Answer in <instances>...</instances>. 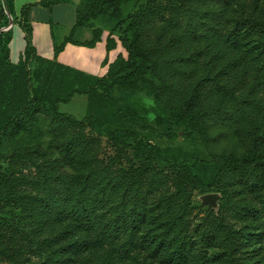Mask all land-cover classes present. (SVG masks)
Instances as JSON below:
<instances>
[{
	"label": "trees",
	"instance_id": "obj_1",
	"mask_svg": "<svg viewBox=\"0 0 264 264\" xmlns=\"http://www.w3.org/2000/svg\"><path fill=\"white\" fill-rule=\"evenodd\" d=\"M67 1L26 4L18 15L14 0H0V29L8 11L26 40L14 63L12 29L0 32V159L4 142L12 146L0 197L44 238L32 264H264V0H82L55 57L68 43L95 46L105 31L110 51L119 33L127 56L104 76L43 57L32 42V8ZM132 1L139 8L124 16ZM116 90L153 99L204 138L227 129L244 152L196 172L133 129L106 125ZM78 94L89 98L83 119L60 111ZM105 133L124 161L101 158ZM210 188L221 191L220 208L200 217L194 192ZM9 233L0 231V264L29 260L31 238Z\"/></svg>",
	"mask_w": 264,
	"mask_h": 264
},
{
	"label": "rangeland",
	"instance_id": "obj_2",
	"mask_svg": "<svg viewBox=\"0 0 264 264\" xmlns=\"http://www.w3.org/2000/svg\"><path fill=\"white\" fill-rule=\"evenodd\" d=\"M139 5L140 3L135 1L126 4L124 6V16H128L136 8H139ZM6 12L9 16V12ZM95 22L97 25L99 24L98 20ZM51 24L53 25L52 27L54 31V35L52 33L53 44H58L62 41V37L69 32L70 25L66 22L56 23L54 21ZM91 32L92 29L88 28L83 31L79 37L81 39L90 38L92 35ZM107 34H109V32ZM118 34L119 33L115 35L117 39L116 47L108 52L109 57L106 56V59L102 62L103 66L107 67V69L109 68L110 62L115 61L119 55L122 54L125 57L127 56V51L119 40ZM104 37H106V35H104L103 38ZM32 42L34 44L33 34ZM98 48H100V46L96 47V49ZM110 56H115L113 61H109ZM93 63L95 62L93 61ZM35 65V63H32L29 66L31 70L34 69ZM258 65L264 66V54L258 61ZM3 66V64H0V72H3ZM107 72L108 70L99 76H104ZM33 85H38V82L35 81L34 78ZM112 105L113 107L111 109L105 111V123L107 126H110L111 128L128 127L133 129L137 132L138 138L149 141L161 148L168 149L171 154V156H169L171 159H179L189 162L196 172L203 173L204 166L211 164L218 155H242L244 152V148L239 143L237 137L227 129L214 127L209 132L208 138H204L196 130L187 129L186 125L155 103L153 99L147 98L143 95L123 93L120 90H116L113 93ZM60 111L72 114L78 119H83L90 113L89 98L86 95H75L69 103H62L60 105ZM123 113H126L128 116L123 117ZM49 123L50 118L42 117V126L46 134L44 139L45 146L49 142ZM88 131H91L94 136H98V132L90 129H88ZM225 132H227V134H225ZM99 137L101 140V158L106 161L114 158H117L118 160L122 159V161L125 160L120 154L122 145L117 142V140L111 138L106 133L99 135ZM11 151V144L8 141H5L2 147L3 156L0 159V172L5 171L9 167L8 157L11 154ZM25 171L28 173L30 170L27 169ZM31 172L34 173V170L32 169ZM209 195H212L213 199L211 201H205V197ZM221 196V191L216 190L215 188H210L206 191H195L193 198L195 214L197 213L202 217L210 207L218 212ZM10 229L18 230L23 236L30 237L33 242L32 246H30L31 241L28 242L25 240L28 249L30 248L26 256L30 259H23L19 264H32V261H37L42 255H44L41 244V241L44 238L35 236L33 232L35 230V225L29 220L23 219V211L20 207L14 205L9 200L0 197V231H5L10 235ZM3 264L14 263L4 261ZM153 264L158 263L155 261Z\"/></svg>",
	"mask_w": 264,
	"mask_h": 264
},
{
	"label": "crops",
	"instance_id": "obj_3",
	"mask_svg": "<svg viewBox=\"0 0 264 264\" xmlns=\"http://www.w3.org/2000/svg\"><path fill=\"white\" fill-rule=\"evenodd\" d=\"M81 1L82 0H68L65 3L54 6L51 10L42 5L34 6L31 11L33 40L37 51L41 56L50 59L56 58L61 64L76 68L91 75L99 76L108 70L107 67H104L102 64L103 60L106 59V56L109 57V51L106 47L108 31H105L103 34V36L106 35V37H102V39L93 47L68 43L56 57L54 53L52 38V33L54 35V31L51 23L53 21L56 23H69L70 32L76 22V11ZM40 2L41 0H14L16 13L19 15L22 7L26 4ZM11 29L12 40L10 43V57L12 62L18 63L26 48L25 35L20 25L15 23L14 20ZM67 34L62 37V40ZM97 46H100V48L96 49ZM114 57L115 56H110L109 61H113ZM93 61L95 63H93Z\"/></svg>",
	"mask_w": 264,
	"mask_h": 264
},
{
	"label": "water",
	"instance_id": "obj_4",
	"mask_svg": "<svg viewBox=\"0 0 264 264\" xmlns=\"http://www.w3.org/2000/svg\"><path fill=\"white\" fill-rule=\"evenodd\" d=\"M9 18H10V24L7 26V27H4L2 29H0V32L1 31H5V30H8L11 28L12 24H13V17L12 15L9 13ZM213 199V196L212 195H209V196H206L205 197V201H211Z\"/></svg>",
	"mask_w": 264,
	"mask_h": 264
}]
</instances>
